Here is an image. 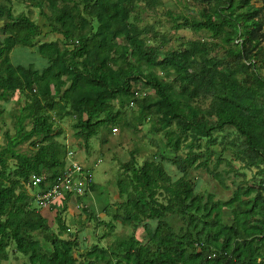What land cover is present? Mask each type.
<instances>
[{
    "label": "trees",
    "instance_id": "16d2710c",
    "mask_svg": "<svg viewBox=\"0 0 264 264\" xmlns=\"http://www.w3.org/2000/svg\"><path fill=\"white\" fill-rule=\"evenodd\" d=\"M27 1L47 24L0 0V264L19 256L22 264H264V0H191L199 5L193 15L168 11L170 30L200 35L178 48L141 17L161 0ZM15 48H32L37 60L14 62ZM4 116L12 132L3 131ZM66 118L87 153L91 139L106 145L119 127L147 128L162 141L150 160L134 142L118 161L119 200L111 201L59 140ZM226 129L229 140H217ZM69 158L80 166L72 179L84 181L83 192L40 206L36 196L62 178ZM231 160L254 169L251 178L224 198L195 191L198 169L227 190L226 176L244 177ZM90 194L97 208L85 203ZM71 201L84 214L78 224L107 228L83 249L63 216ZM117 225L131 230L100 245ZM140 225L144 241L135 234Z\"/></svg>",
    "mask_w": 264,
    "mask_h": 264
},
{
    "label": "rangeland",
    "instance_id": "374dc122",
    "mask_svg": "<svg viewBox=\"0 0 264 264\" xmlns=\"http://www.w3.org/2000/svg\"><path fill=\"white\" fill-rule=\"evenodd\" d=\"M10 7L12 8V11L14 14H18L20 12L23 13H30L31 17L33 19L38 20L40 25L47 24V20L43 18L42 16H39L38 10L34 8L27 0H10ZM161 6L156 8L155 10H146L144 14H141L142 19H144L145 23H159L158 28L166 33L168 35L173 36V41L170 43L169 46L178 48L180 43L182 41L186 40H194L198 39L200 35L194 34L193 32L189 30H179V31H173L169 29V19L166 16V13L170 11L172 14L177 15L178 13L183 14H189L193 15L196 11L199 9V5L194 4L191 0H161ZM31 5V6H30ZM256 6H261L260 3H256ZM264 13V12H263ZM264 16V14H263ZM48 28H45L43 32L48 31ZM56 36V35H54ZM53 35L48 36L46 39L52 40L54 39ZM207 40H210L208 36L205 37ZM222 51L220 50L219 56L221 55ZM11 58L15 61H26L27 58H30L31 61L37 60V56L32 53V48L28 49H20L15 48L11 51ZM40 60V59H39ZM262 75L264 76V70H261ZM157 74L161 76V72L157 71ZM146 91H149L153 93L150 89H147ZM51 92L53 93V89L51 88ZM13 101L18 97L17 95H14ZM10 101L7 103V107L11 108L12 106L16 107V104ZM208 104V101L202 102V106H205ZM3 120H5V126L3 127V131L5 129H9L12 132L11 129V123L6 118V116L3 117ZM72 121L71 119H65L63 122L60 123V127H62L64 134L60 136L59 140H61L63 143H65L68 147H72L74 152L77 153L78 160L80 163H83L87 170L91 173L93 181L98 184L99 193H102L104 196L109 193V196L111 197V201L119 200L118 194L115 189V181H116V171L118 168V161H126L129 156V152L134 149L135 144L134 142L140 146L143 151L137 153L140 159L147 158L152 159L158 151V148L162 141L160 136L158 135H146L147 128L143 129V131L139 133H131L130 131L123 130L120 127L118 128V131L116 133H113L111 131V135L108 136L109 142L106 145H101L99 142V138H93L89 141V153H87L85 146L83 143L76 139L73 136V129L71 127ZM230 130L226 129L223 133H216L217 140L222 139L224 136H226L227 141L229 140L231 135H228V132ZM143 134V135H142ZM152 139L153 142H152ZM4 144V138L2 135V130L0 131V146ZM218 146L214 145L213 148L216 149ZM71 148V149H72ZM219 148V147H218ZM21 150L28 149V146L25 144L21 148ZM72 150V151H73ZM165 156H171L170 154H166L164 150L162 151ZM228 155V154H227ZM158 159V158H156ZM140 161V160H139ZM233 161V160H231ZM164 165L168 171V173L171 175V177L177 178L180 176V173L176 170V168L170 164L169 162H164ZM232 166L235 169H239L241 173H244V177L241 175L232 176L229 174L225 178L226 184L230 185V189H224L220 187L214 179H212L211 175L206 172L205 170H195V174L197 177L196 182V188L195 191H201L202 189H206L207 191H211L216 193L218 198H224L228 197L231 194V191L239 184L243 183L241 182V179L249 180L251 176L254 173V169L250 170H242L241 164H239L236 161L232 162ZM243 185V184H242ZM29 194H32L31 191L27 190ZM71 201L68 205L67 212L63 214L64 219L66 223L71 227V231H77L78 233V239L80 241V245L83 248L86 246H90L91 244H94L96 241L98 242V239L100 234L102 233L105 226L100 225L96 226L94 222H89L87 224H78L77 221H81L84 219V214L81 213L80 209L77 208ZM94 202V207L97 208L98 204L96 203L95 196L90 194L88 198H85L86 204H91ZM56 213L53 210L51 213H49V216L54 217ZM101 219L104 218L107 220V217H104V215L100 216ZM224 217L226 221H230L231 214L229 210H224ZM52 228L54 231L57 230L56 225L53 224ZM131 229L129 228H123L121 225H117L113 234L110 237H105L99 239L100 245H107L109 242L114 238L115 235L120 234H128ZM136 237L144 241L143 239V228L140 225L138 229L135 231ZM25 261L23 257H18L17 260L12 259L10 261V264H22ZM81 260L78 259V263Z\"/></svg>",
    "mask_w": 264,
    "mask_h": 264
},
{
    "label": "built area",
    "instance_id": "2783aa9c",
    "mask_svg": "<svg viewBox=\"0 0 264 264\" xmlns=\"http://www.w3.org/2000/svg\"><path fill=\"white\" fill-rule=\"evenodd\" d=\"M117 128L112 129L113 133L117 132ZM68 164L66 167V171L61 179H58L56 183H54L50 190L47 191L43 196L37 195L36 196V202L40 206H45L46 203H44V200H56L61 197L62 194L72 191V192H78L80 193L82 191V185H84V181L78 180L77 177H74L72 179V175L75 172L80 171V166L77 164V162L71 160V158L68 159ZM83 176V175H81ZM31 179L33 180V184H37L39 182V178L36 176H32ZM83 192V191H82ZM81 192V193H82Z\"/></svg>",
    "mask_w": 264,
    "mask_h": 264
},
{
    "label": "clouds",
    "instance_id": "9594fccd",
    "mask_svg": "<svg viewBox=\"0 0 264 264\" xmlns=\"http://www.w3.org/2000/svg\"><path fill=\"white\" fill-rule=\"evenodd\" d=\"M114 129V128H113ZM118 129V128H117ZM118 131V130H117Z\"/></svg>",
    "mask_w": 264,
    "mask_h": 264
}]
</instances>
